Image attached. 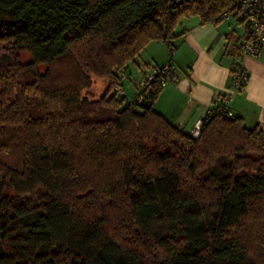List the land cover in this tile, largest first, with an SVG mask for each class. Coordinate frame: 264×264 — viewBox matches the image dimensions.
Instances as JSON below:
<instances>
[{
	"label": "trees",
	"instance_id": "obj_1",
	"mask_svg": "<svg viewBox=\"0 0 264 264\" xmlns=\"http://www.w3.org/2000/svg\"><path fill=\"white\" fill-rule=\"evenodd\" d=\"M230 6L0 0V264H264V131L225 94L196 138L169 121L153 103L171 68L141 102L113 92L150 42L172 52L180 20Z\"/></svg>",
	"mask_w": 264,
	"mask_h": 264
},
{
	"label": "crops",
	"instance_id": "obj_2",
	"mask_svg": "<svg viewBox=\"0 0 264 264\" xmlns=\"http://www.w3.org/2000/svg\"><path fill=\"white\" fill-rule=\"evenodd\" d=\"M238 25L232 18L217 24H201L197 16L184 18L175 30L181 34L173 40L172 52L162 42L155 44L161 64L152 55L149 62L139 58L147 68L154 64L152 71L170 61L171 71L178 77L175 83L162 88L153 109L184 131L191 132L195 122L202 119L232 86L233 68L243 65L249 72V79L228 106L234 116L242 118L246 127L257 126L264 131V52L259 57L241 55L242 29ZM138 71L133 75L135 78L132 77L139 78L136 82L146 76L144 69L139 67ZM124 88L127 96L133 98L137 83H130L129 89Z\"/></svg>",
	"mask_w": 264,
	"mask_h": 264
},
{
	"label": "built area",
	"instance_id": "obj_3",
	"mask_svg": "<svg viewBox=\"0 0 264 264\" xmlns=\"http://www.w3.org/2000/svg\"><path fill=\"white\" fill-rule=\"evenodd\" d=\"M220 19L234 18L242 29V37L239 45L242 56L259 57L264 52V0H231L229 10L222 12ZM171 68V62L168 61L161 67L154 69L151 73L143 77L137 85V92L133 98H129L122 86L125 83L124 77H121L120 84L116 89V94L126 96L129 101L141 102L142 94L138 93V89L146 86L147 83L157 73H166ZM178 77L173 74L170 78L162 79L161 84L165 86L168 83H175ZM233 84L225 93L224 103L229 104L234 95L238 93L249 79V72L243 65H238L232 74ZM124 80V81H123ZM226 111V108H225ZM229 115L232 112H227ZM202 126V119H198L190 134L198 137Z\"/></svg>",
	"mask_w": 264,
	"mask_h": 264
},
{
	"label": "rangeland",
	"instance_id": "obj_4",
	"mask_svg": "<svg viewBox=\"0 0 264 264\" xmlns=\"http://www.w3.org/2000/svg\"><path fill=\"white\" fill-rule=\"evenodd\" d=\"M232 19L234 20V18H232ZM238 27H239V25H238ZM240 29H241V27H240ZM156 43H159V42H157V41L150 42L147 45V47L140 53V55L135 58V61H132V62L128 63L127 66L124 67L123 72H122V74L120 76V80H121L122 76L124 77V80H125V83L124 82L122 83L123 87L125 86L126 89H129V84L130 83H133V84L137 83V85H138L139 81L138 82H136V81L139 78L135 80L134 79L135 77L133 75H135V73L138 71L139 67L141 69H144V71L146 72L145 75H148V73L150 71L152 72V69L154 68V64H151L149 66V68H147L146 66H144L141 63L140 59L142 61L144 59V61H146V62L148 61L149 62L150 61V57L152 55L155 58H158V63L159 64L162 63L161 62L162 61L161 60V56L159 54H157V51H156V47H155ZM17 58H18V60L21 63H27V62L32 61V54H31L30 51L23 49V50L17 52ZM46 69H47V66L44 63L38 64V70H39L40 73H44ZM132 77H134V78L132 79ZM94 79H95L94 85L89 90H84L82 92V94H85L86 92H88L92 97L98 98L104 92V90L106 88V85H107V82L105 80H103V79H100V78H94ZM141 80H143V77L142 78L140 77V81ZM119 85H121L120 82L115 88L118 89L117 87ZM115 88H114L113 92L116 93V89Z\"/></svg>",
	"mask_w": 264,
	"mask_h": 264
}]
</instances>
